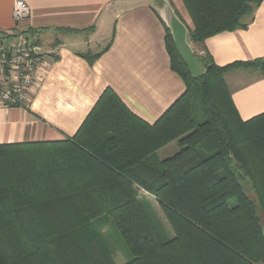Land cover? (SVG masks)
<instances>
[{
	"label": "trees",
	"instance_id": "16d2710c",
	"mask_svg": "<svg viewBox=\"0 0 264 264\" xmlns=\"http://www.w3.org/2000/svg\"><path fill=\"white\" fill-rule=\"evenodd\" d=\"M183 2L207 71L191 76L165 23L186 90L154 124L107 88L72 138L0 144V264H116L113 236L124 264H264V112L243 119L226 81L236 68L264 76V57L220 66L205 46L247 28L263 0ZM173 141L177 152L153 156ZM151 199L174 231L167 240Z\"/></svg>",
	"mask_w": 264,
	"mask_h": 264
},
{
	"label": "crops",
	"instance_id": "0c3cea01",
	"mask_svg": "<svg viewBox=\"0 0 264 264\" xmlns=\"http://www.w3.org/2000/svg\"><path fill=\"white\" fill-rule=\"evenodd\" d=\"M15 1L0 0V31L31 34L43 63L28 107L0 105V144L72 138L107 88L150 124L185 92L165 42L169 8L194 28L183 0H24L31 13L17 24ZM205 46L220 66L264 57V0L247 28L213 35ZM83 52L101 55L90 62ZM226 81L243 119L264 112L263 75L236 68ZM178 150L173 141L153 156ZM115 162L124 165L121 156Z\"/></svg>",
	"mask_w": 264,
	"mask_h": 264
},
{
	"label": "built area",
	"instance_id": "2783aa9c",
	"mask_svg": "<svg viewBox=\"0 0 264 264\" xmlns=\"http://www.w3.org/2000/svg\"><path fill=\"white\" fill-rule=\"evenodd\" d=\"M31 13L30 5L16 0L13 17L17 23ZM43 63V53L28 32L0 31V105L23 106L37 84V75Z\"/></svg>",
	"mask_w": 264,
	"mask_h": 264
},
{
	"label": "water",
	"instance_id": "95a60500",
	"mask_svg": "<svg viewBox=\"0 0 264 264\" xmlns=\"http://www.w3.org/2000/svg\"><path fill=\"white\" fill-rule=\"evenodd\" d=\"M165 21L171 30L176 49L186 64L191 76L193 78H199L205 75L207 71L206 67L199 56L196 55L192 44L189 42V30L185 23L175 14L171 8H169L165 16ZM262 229L264 235V224Z\"/></svg>",
	"mask_w": 264,
	"mask_h": 264
},
{
	"label": "rangeland",
	"instance_id": "374dc122",
	"mask_svg": "<svg viewBox=\"0 0 264 264\" xmlns=\"http://www.w3.org/2000/svg\"><path fill=\"white\" fill-rule=\"evenodd\" d=\"M104 43H102L101 45H103ZM232 87L234 86L233 83L230 84ZM198 111V110H197ZM200 112V111H199ZM198 112V113H199ZM197 113V118H199L200 115H198ZM243 183L245 184V186L248 188V193L249 195L256 200V196L255 194L250 190L249 185H248V181L244 180ZM151 208L153 210V218L155 219L156 223H157V231L159 233V235L163 238V239H169L174 235V231L172 229V227L170 226L168 220L166 219L160 205L157 203V201L155 199H151ZM261 217V221L264 224V216L262 215V213L260 214ZM108 227L104 228V231H108ZM110 231H112L114 233V231L110 228ZM112 243L114 244V257H115V263L116 264H124L128 261L130 255L128 256V249L126 248V245L124 244V242L120 241V238L117 236H113L112 237Z\"/></svg>",
	"mask_w": 264,
	"mask_h": 264
}]
</instances>
